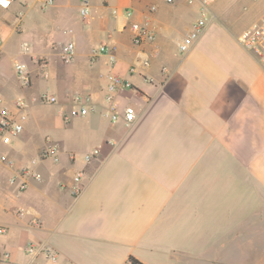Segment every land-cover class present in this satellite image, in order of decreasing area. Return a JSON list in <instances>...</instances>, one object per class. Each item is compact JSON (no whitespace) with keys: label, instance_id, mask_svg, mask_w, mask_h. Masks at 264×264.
<instances>
[{"label":"crops","instance_id":"crops-1","mask_svg":"<svg viewBox=\"0 0 264 264\" xmlns=\"http://www.w3.org/2000/svg\"><path fill=\"white\" fill-rule=\"evenodd\" d=\"M224 2L213 4L215 17L185 53L179 43L201 15L197 1L89 0L87 16L82 0L0 5V98L12 107L16 92L29 105L23 132L0 139V157H8L0 159L4 264H130L131 256L234 264L243 244L264 241V66L239 41L257 18L232 29L218 11ZM146 19L154 37L135 44V26ZM67 41L75 44L69 63L61 58ZM101 45L108 52L93 58ZM19 57L27 87L16 74ZM112 71L134 84L117 97L121 109L135 107L131 125L101 113ZM75 93L91 94L96 111L71 114ZM51 141L59 162L40 158ZM96 146L100 155L86 163ZM24 164L40 176L19 192L9 178ZM80 169L84 186L74 196ZM30 243L49 246L56 259L28 253Z\"/></svg>","mask_w":264,"mask_h":264},{"label":"built area","instance_id":"built-area-1","mask_svg":"<svg viewBox=\"0 0 264 264\" xmlns=\"http://www.w3.org/2000/svg\"><path fill=\"white\" fill-rule=\"evenodd\" d=\"M167 2H174V0H166ZM189 3L199 2L201 15L192 24L189 32L184 36L183 40L179 43V49L182 53L187 52L205 32L211 19L215 17L212 12V6L217 0H187ZM54 0H46V5H50ZM81 14L87 16L89 13V0H82ZM12 0H1L0 5L3 8H9ZM152 11L157 10V6H151ZM130 14V12H128ZM154 37L151 21L146 19L141 24L135 26V35L133 42L140 44L146 39ZM239 41L242 46L253 53L264 66V12L257 18L255 22L247 29H245L239 36ZM3 43L0 36V45ZM23 50H28V45H22ZM108 52L106 45H101L99 48L93 50V58L101 53ZM61 58L65 63L72 62L75 59V44L72 41H67L61 45ZM112 67L115 58H112ZM16 74L22 86H29L31 84V77L27 64L23 61H16ZM134 70V68H131ZM130 69V70H131ZM134 89V84L123 75L112 71L109 76V82L105 87V104L101 111L104 117L109 118L113 122H117L120 118H124L127 125H131L137 118V112L134 106H126L121 109L117 97L123 90ZM41 99L45 102L55 103L58 101L57 97L48 93H43ZM71 106L73 115L87 116L97 109L94 97L91 94L75 93L71 96ZM29 105L25 98H17L13 102V106L3 104L0 98V139L5 138L7 135H18L23 132L25 122L29 117ZM72 116L64 113V121L69 122ZM100 147L96 146L90 151L86 152L83 160L88 163L100 155ZM74 159L76 156H73ZM41 159L51 158L54 162H59L60 146L57 142L51 141L40 154ZM1 161H7V155L0 157ZM40 174L31 168L30 165L24 164L20 167L19 171L12 174L9 178L10 183L17 185L19 192H24L30 183L31 177H39ZM84 171L77 170L74 175V183L71 186V192L74 196H78L83 189ZM22 213V212H20ZM39 224V220L35 221ZM1 232H5V228L0 227ZM26 251L33 256L43 253L47 258L55 260L57 253L47 245H36L30 243L26 246ZM10 260V253L8 251L0 250V264H4Z\"/></svg>","mask_w":264,"mask_h":264},{"label":"rangeland","instance_id":"rangeland-1","mask_svg":"<svg viewBox=\"0 0 264 264\" xmlns=\"http://www.w3.org/2000/svg\"><path fill=\"white\" fill-rule=\"evenodd\" d=\"M218 11L225 14L232 29L243 28L248 25L253 19L258 18L264 12V0H225L223 6ZM19 60L26 61L24 57H19ZM9 75H13L12 64L7 67ZM17 80V78H15ZM20 96L19 93L13 92V99ZM76 148L81 149L78 145ZM243 256L237 258L234 264H264V241L253 243L252 247H242Z\"/></svg>","mask_w":264,"mask_h":264},{"label":"trees","instance_id":"trees-1","mask_svg":"<svg viewBox=\"0 0 264 264\" xmlns=\"http://www.w3.org/2000/svg\"><path fill=\"white\" fill-rule=\"evenodd\" d=\"M129 262H130V264H144V263H142L140 260H138L137 258H135V257H133V256H131V257L129 258Z\"/></svg>","mask_w":264,"mask_h":264}]
</instances>
